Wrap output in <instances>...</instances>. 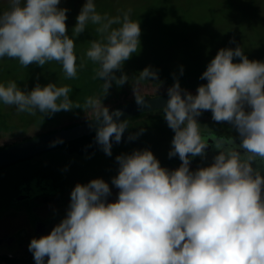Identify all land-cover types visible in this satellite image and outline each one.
Wrapping results in <instances>:
<instances>
[{"label": "clouds", "instance_id": "9594fccd", "mask_svg": "<svg viewBox=\"0 0 264 264\" xmlns=\"http://www.w3.org/2000/svg\"><path fill=\"white\" fill-rule=\"evenodd\" d=\"M0 10V59H15L21 67H43L55 61L65 78H76L74 39L90 23L99 39L89 42L86 57L94 64L93 79H101L102 95L89 96L84 107L97 122L95 142L111 156L113 143L128 129L122 111L102 103L113 83L129 81L124 61L139 50V21L130 9L116 16L101 14L94 0H84L75 17L71 38L66 34L68 9L60 0H5ZM234 58H239L234 62ZM116 71H120L117 76ZM183 74V67H179ZM195 94L174 77L166 89L163 118L173 131L168 156L180 165L161 167L145 148L115 156L117 174L111 184L116 199L101 178L77 183L70 191L65 216L50 232L30 239L27 247L35 264H264V61L249 60L240 45L220 48L207 63ZM139 81H150L158 91V70L146 66ZM69 85L36 83L24 91L15 80L0 82V104L16 112L51 115L80 108ZM138 108L146 104L133 89ZM211 111L215 122H227L238 135L212 141L216 155L205 167L190 170V159L205 156L197 117ZM91 126V125H90ZM144 129L129 134L133 140ZM60 142L59 138L51 143ZM262 162L253 167V162Z\"/></svg>", "mask_w": 264, "mask_h": 264}, {"label": "rangeland", "instance_id": "374dc122", "mask_svg": "<svg viewBox=\"0 0 264 264\" xmlns=\"http://www.w3.org/2000/svg\"><path fill=\"white\" fill-rule=\"evenodd\" d=\"M96 10L116 16L124 11L131 10L130 16L139 21V26L147 19L163 21L174 26L176 32H196L188 40L187 46L169 48L170 53L163 51V66L168 64L176 67L187 68L193 64L208 63L220 48H234L240 45L249 60L264 61V0H94ZM84 0H60L57 7L68 9L65 21L66 34L71 38L72 28L76 23L75 17L80 11ZM5 0H0V10L6 8ZM176 11V13H172ZM95 25L88 24L85 31L74 39V51L77 55V64L84 63L82 69L78 68L77 74L89 66L85 63L81 53L85 41L100 38L95 32ZM170 32V29H169ZM239 58H234L238 61ZM52 66L59 63L49 62ZM33 64L21 67L17 60L11 58L0 59V67L6 68V80H9L16 69L30 70ZM1 74V73H0ZM63 77L64 73H63ZM13 80L17 82V77ZM73 78H68L71 82ZM1 82V81H0ZM39 80L32 75L24 76L17 82V86L24 91L31 90ZM133 89L139 90L144 97L166 95L167 88L152 86V83H142L133 80L126 82L121 89H113L102 103L112 110L121 105L134 101ZM187 90V89H185ZM188 91V90H187ZM196 91V90H195ZM195 91H191L195 93ZM189 92V91H188ZM73 96V92L69 93ZM130 123L132 133L144 129L135 139L112 144L111 156L105 155L99 148L91 154L69 153L63 149H55L31 158L27 162H18L15 165L4 167L0 170V240L15 236L19 231H24L26 239L35 237L34 222L36 220L52 221L54 213L65 208L66 211L70 191L75 184H86L91 179L101 178L109 184L111 195L108 201H114L119 191L111 184V178L117 174L118 164L115 156L122 153H131L133 150L149 149L159 161L161 167L172 170L179 165L175 158H170L168 152L171 148L170 141L173 131L167 126L163 112H149ZM34 117H40L37 113ZM43 116V115H42ZM92 113L85 109L77 115H60V124L57 126L68 127L88 121ZM161 119V120H160ZM200 132L207 131L205 126L212 131L230 135L239 141L235 129L223 122H215L209 116L197 117ZM202 123L204 125L202 128ZM213 127V128H212ZM55 129V128H54ZM44 130L31 126L26 131L13 130L11 134L0 136V148L10 146L23 140L45 133ZM174 134V133H173ZM215 150V149H214ZM214 150L207 156L208 162L199 163L195 157L190 159L189 168L195 170L205 167L212 162L216 153ZM178 159V156H176ZM200 165V166H199ZM263 170V169H261ZM264 174V173H263ZM67 190V191H66ZM62 191V193H61ZM66 191V192H65ZM36 203V205H35ZM26 243L17 241L6 247L0 245V255L9 254L12 259L24 254ZM0 264H5L1 263Z\"/></svg>", "mask_w": 264, "mask_h": 264}, {"label": "trees", "instance_id": "16d2710c", "mask_svg": "<svg viewBox=\"0 0 264 264\" xmlns=\"http://www.w3.org/2000/svg\"><path fill=\"white\" fill-rule=\"evenodd\" d=\"M172 13H176V11ZM169 19L176 22L174 18H169ZM168 20L163 21L161 19H156V20L147 19L143 23V25L139 26L141 29L140 37H139L140 40L139 50L136 53L132 54L128 60L124 61L121 71H123L129 77V80L137 81L136 77L138 76V72L141 71L146 66H151L152 68L158 70V79L159 81H161L159 88H168L169 86H171L173 83V79L175 77L179 81L180 87L182 89H187L189 92L195 91L198 85L206 82L204 80L199 79V77L201 73L205 70L207 63L193 64L187 68H183V74L181 75L179 72V67L170 64L163 66L162 63L164 61L162 60L163 57L161 56L167 52L170 53L171 51L169 48L171 47L177 48L178 46H183V47L187 46L186 44L188 43V40L192 37V34L196 32H193L194 30L188 31L186 33L176 32L174 26L169 25L167 23ZM94 39H99V38H94ZM89 42L90 41H85L81 47L80 55H82L85 63L87 62L86 60H89L85 55L86 50L89 47ZM163 51L166 52L162 53ZM234 62H238V61H234ZM97 67L98 65L94 64L92 61L89 60V66L84 71H80L77 74L76 78H73L71 82H68V78L63 77V71L59 69V66H52L49 62L46 63L43 67L33 64L30 67L31 69L27 71H25L24 68L16 69L9 80H13L14 77H17V82H19V80L24 76L32 75L35 79L39 80V82L37 83H39L41 86L49 82L56 83L58 86L69 85L72 89L71 92H73V96H70V99L73 101L74 104H79L81 107L73 108L68 111L61 110L59 112H55L51 114L50 116L43 115L41 118V117H34L33 115H29L27 113H18L16 112L14 106L0 104V136L11 134L13 130H21L24 132L31 126L37 127L38 129H42L44 130L43 132L45 133H49L53 131L54 128L57 129V126L60 124V115L64 113L69 115H77L82 113L86 109L84 105H85V99L87 97L102 95L103 81L101 79H93V76L95 75V69ZM6 68L7 66L0 67L1 82L8 81L6 80ZM115 74L119 76L120 71H116ZM139 82L152 83V86L156 87V85L150 81H139ZM124 85H126V83L121 86H117L115 83H113L111 87L108 89L106 95H109L113 89H121ZM105 96L102 97V99H106L107 97ZM158 111L163 112V110H158ZM145 115L147 114L146 113L141 114L139 116L126 120L128 129L125 131V133L122 134L120 142L125 141L129 136V134L131 133L133 128L130 127V123L138 119L139 117H143ZM201 116H206V115L201 114ZM204 125L207 124L202 123L201 128ZM210 128L211 127L205 126V129L208 132H211V135L213 137L210 138L206 136L203 138L208 140L210 139L213 140L218 137L230 136L227 134L225 135V133L221 134L216 130L212 131ZM171 134L173 135L172 132ZM235 142L237 144L239 143L238 140H235ZM212 144L213 143L210 140L208 142V146L204 150L205 151L204 157H201L199 155L195 156V158L200 164L208 162L207 156L209 155L210 152H212L211 150L215 149L214 147H212ZM99 148H100L99 145H97V143L95 142V133H92L86 137H82L78 140L67 143L63 146L54 148L53 150L63 149L69 153H77L83 155V154L94 153ZM214 152L216 153V149L214 150ZM172 158H175V162H177V164L180 165L181 162L179 158L177 159L176 156H173ZM29 160L30 159L20 162L25 163ZM261 164L262 162L259 160V158H257L256 162L255 161L253 162V167L261 166ZM3 168H0V170ZM263 173H264V169L261 170L262 176H264ZM64 209L65 208L61 209L60 212L54 213L55 215L54 220L48 221L46 219L43 221L46 224V232L44 235L48 234L51 228L57 223H59L60 220L65 216L66 211H64ZM19 241H21L22 243H26V247L24 248L25 249L24 254L19 258H15V259L9 257V254L0 255L1 263L35 264L32 253L28 250L27 247L30 240H27L26 242L24 240H19Z\"/></svg>", "mask_w": 264, "mask_h": 264}, {"label": "water", "instance_id": "95a60500", "mask_svg": "<svg viewBox=\"0 0 264 264\" xmlns=\"http://www.w3.org/2000/svg\"><path fill=\"white\" fill-rule=\"evenodd\" d=\"M190 93L195 94L193 92ZM144 98L146 100V104L142 108H138L135 104V101H133L114 109H119L122 111V116L120 117L121 120H127L141 114L162 110V106L167 100L166 95H157L151 97L145 96ZM202 114L211 117L210 110H203ZM224 123L228 124L227 122ZM96 127L97 122L88 120L68 127L54 129L49 133H42L35 137L4 147L0 149V168L31 159L37 155L51 151L54 148L63 146L82 137H86L92 133H95ZM57 138H59L60 142H56L54 144L51 143L56 141ZM34 230L35 236L40 237L46 232V224L40 220H36L34 222Z\"/></svg>", "mask_w": 264, "mask_h": 264}, {"label": "flooded vegetation", "instance_id": "af4514ba", "mask_svg": "<svg viewBox=\"0 0 264 264\" xmlns=\"http://www.w3.org/2000/svg\"><path fill=\"white\" fill-rule=\"evenodd\" d=\"M200 134H201V136H202V138L203 137H213L212 135H211V132H208V131H205V132H200ZM210 140H212V139H210ZM210 140H208V142L210 141ZM212 147H214L213 146V144H212ZM33 230H34V228H33ZM34 233H35V230H34ZM27 237H26V234L24 235V231L22 230V231H19V232H17L16 234H15V236H13V237H10V238H3V239H1L0 240V245L2 244L3 245V247H6V246H8V245H11L12 243H16L18 240H25ZM32 238V237H31ZM30 238V239H31Z\"/></svg>", "mask_w": 264, "mask_h": 264}]
</instances>
